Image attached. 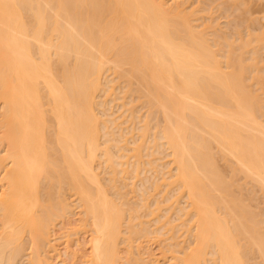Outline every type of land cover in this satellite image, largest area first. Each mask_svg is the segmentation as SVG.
I'll return each mask as SVG.
<instances>
[{
    "label": "bare ground",
    "instance_id": "6f19581e",
    "mask_svg": "<svg viewBox=\"0 0 264 264\" xmlns=\"http://www.w3.org/2000/svg\"><path fill=\"white\" fill-rule=\"evenodd\" d=\"M189 1L0 0V264H264V26Z\"/></svg>",
    "mask_w": 264,
    "mask_h": 264
},
{
    "label": "rangeland",
    "instance_id": "374dc122",
    "mask_svg": "<svg viewBox=\"0 0 264 264\" xmlns=\"http://www.w3.org/2000/svg\"><path fill=\"white\" fill-rule=\"evenodd\" d=\"M191 1H192V2H191ZM222 1H224V0H222ZM222 1H221V2H222ZM250 1H252V2H250ZM259 1H260V0H247L246 3L249 2V3H248L249 5H250V3H251V4L253 3V4L250 5V7H249V9H250V8L252 9V7H253V9H254V10H253V9H252V10H251V9L249 10L250 12H252V13H250V15H251L250 18H252V19H257L258 22H257L256 24H258L259 21H260V23H262V25H261V24H260V25H261V26H264V11H263V10H264V7H263V6H264V0H261L260 2H259ZM189 2L192 3V4H194L193 2H195V0H190ZM197 2H198V0H196V3H197ZM199 2H202V0H199ZM199 2H198V6H203L204 3H205V0H203L204 3H200L201 5H199ZM219 2H220V1H219ZM219 2H218V3H219ZM244 2H245V1H244ZM196 3H195V4H196ZM206 3H207V2H206ZM195 4H194V5H195ZM202 4H203V5H202ZM214 4H215V3H214ZM216 4H217V2H216ZM219 4H220V3H219ZM254 4H255L256 6H255ZM188 5H189V4H188ZM249 5H248V6H249ZM262 5H263V6H262ZM195 6H197V5H195ZM212 6H213V5H212ZM225 6H226V5H225ZM254 6H255L256 8H254ZM261 6H262V7H261ZM259 7H260V8H259ZM227 8H228V7H227ZM227 8H226V10H227ZM216 9H217V8H216ZM216 9H214L213 13L216 11ZM258 9H259V10H258ZM218 10H219V9H218ZM218 10H217V11H218ZM226 10H225V11H226ZM228 10H229V9H228ZM220 11H221V10H220ZM220 11H218V14H215V13L213 14V16H216V17H214V18L218 19L216 23L218 24V26H219V28H220V31H219V32H223V34H224V33H228V34L231 35V34L233 33V32H231V31L234 30V25H235V24L232 25V24H233V20L236 19V18H234V19L232 20L233 17L231 16L232 14H230L229 11H228V13H227V11L225 12V11L222 10V11L224 12V15H223V12H220ZM230 11H231V10H230ZM253 12H254V13H253ZM255 12H256V13H255ZM216 13H217V12H216ZM219 13H220V14H219ZM234 13H235V12H234ZM236 13H237V12H236ZM236 13H235V14H236ZM225 14H226V15H225ZM228 14H229L230 16H229ZM237 14H240V12L237 13ZM220 15H221V16H220ZM237 16L239 17V16H241V15H237ZM218 17H219V18H218ZM229 17H230V18H229ZM234 17H236V15H235ZM238 17H237V18H238ZM253 17H255V18H253ZM241 18H242V17H241ZM231 20H232V22H231ZM238 20H239V19H237V21H238ZM215 21H216V20H215ZM228 21H230L231 23H229ZM237 21H236V22H237ZM234 23H235V22H234ZM241 23H242V22H241ZM227 24H229V25H227ZM237 24H238V23H237ZM225 25H226L227 28L225 27ZM230 25H231V26H230ZM243 25H244V24H242V26H243ZM246 25H248V24H246ZM229 26H230L231 28H230ZM238 26H239V25H238ZM253 26H254V25H253ZM258 26H259V24L256 25L255 27L257 28ZM235 27H236V26H235ZM245 27H246V26H245ZM245 27L243 26L242 28H245ZM228 28H230V30H229ZM224 29H227V30H224ZM231 29H232V30H231ZM235 29H236V28H235ZM224 31H225V32H224ZM227 31H228V32H227ZM229 31H230L231 33H229ZM234 31H235V30H234ZM236 31H237V30H236ZM234 33H236V32H234ZM228 34H226V35H228ZM234 35H235V34H234ZM235 36H236V35H235ZM235 36H231V37H233V39H234ZM229 38H230V37H229ZM230 40H231V39H230ZM117 92H118V91H117ZM117 92H116V93H117ZM100 95H101V94H100ZM101 96H102V95H101ZM113 109H114V110L116 109V110L113 111ZM110 110H112V111L115 113V115H116V113H119V111H117L118 108L115 107V105H114V107H113V105H112V107H111ZM110 110H109V111H110ZM112 111H110V112H108V113H106V114H107V115H110V114L113 113ZM142 112H143V111H142ZM142 112H141V113H142ZM113 115H114V114H113ZM113 115H112V117H114ZM118 115H119V114H118ZM115 117H116V116H115ZM124 117H125V116H124ZM122 119H123V118H122ZM119 120H121V119H119ZM121 121H123V120H121ZM117 122H119V121H117ZM126 125H127V124H126ZM126 125H125V127H126ZM123 127H124V126H123ZM115 132H116V131H115ZM129 136H130V135H127L128 140L130 139ZM127 137H126V138H127ZM129 141H130V140H129ZM131 142H132V141L127 142V143H128V146L130 145L129 143H131ZM122 145H123V144H122ZM130 146H132V145H130ZM130 146H129V147H130ZM114 150H115V151H114ZM112 151L116 152L117 149H113ZM114 152H113V153H114ZM114 154H115V153H114ZM117 154H118V151L116 152V155H117ZM123 154H124V153H123ZM125 154H126V153H125ZM126 155H127V154H126ZM162 156L164 157V155H161V156H159V158H162ZM163 160H164V159H163ZM166 160H167V159H166ZM164 161H165V160H164ZM164 161H163V162H164ZM219 163H220V162H219ZM219 165H221V166L223 167L222 163L219 164ZM163 172H167V170L165 169ZM148 174H149V173H147V174H143L141 177H144V175L147 176ZM151 175L153 176L154 174L151 173L150 176H151ZM155 176L158 177L159 175H155ZM160 176H161V175H160ZM160 176L158 177V179L160 178ZM167 176H168V174H167L165 177H167ZM147 178H149V180L154 181V180H153V179H154V176L152 177L153 179H152V178L150 179V177H148V176H147ZM140 179H141V178H140ZM149 180H148V182H149ZM152 181H150V182H152ZM129 183H130V182H129ZM147 184H148V183H147ZM147 184H145V185H146L145 188L148 186ZM161 184H163V183L160 182L158 186H160ZM137 185L140 186V183H139V184H138V182L136 183V187H137V188H140V187L137 186ZM162 186H163V185H162ZM162 186H160V189H158L159 191L162 190V188H163ZM148 187H149V186H148ZM247 187H248V186H247ZM143 188H144V187H143ZM149 188H150V187H149ZM249 188H251V187H249ZM163 189H164V188H163ZM168 189H169V190H168ZM168 189H166V190L164 189V190L161 191V192H163V193L161 194L162 197H159V194H158L157 197H158L159 201L161 200V198L172 196V194H173L174 192L172 193V192H171L172 189H171V190H170V188H168ZM139 190H141L142 192L145 191L144 189H143L144 191H143L142 189H139ZM139 190L136 189V192L139 191ZM158 190L156 191V193L159 192ZM248 190H249V189H247V191H248ZM256 190H257V189H256ZM256 190H255V191H256ZM149 191H150V190H149ZM165 191H167V192H165ZM168 191H170L171 194H170ZM245 191H246V190H245ZM250 191H251V189H250ZM252 191H253V189H252ZM150 192H151V191H150ZM137 193H138V195L141 194V193L139 194V192H137ZM168 193H169L170 195H168ZM166 194H167L168 196H167ZM174 194H175V193H174ZM138 195H137V196H138ZM161 195H160V196H161ZM258 195H259V193H258ZM258 195H257V199H259V200L261 201V200L263 199V197H262V199H261V198H258ZM260 195H261V194H260ZM260 195H259V196H260ZM163 196H164V197H163ZM155 197H156V195H155ZM155 197H154V198H155ZM154 198L152 197L151 199H153V201H155L157 198H156L155 200H154ZM151 199H150L149 201L153 203V201H152ZM158 199H157V200H158ZM165 199H166V198H165ZM169 199H170V198H169ZM259 200H258V202H260ZM149 201H148V202H149ZM180 201H181V200H180ZM180 201H179V205H181V207H183V204H182V203H183L184 201H183V202H180ZM263 201H264V200H263ZM150 202H149V203H150ZM169 203H170V201H169L167 204H169ZM180 203H181V204H180ZM260 203H262V202H260ZM167 204H166V205H167ZM150 205H151V207H152V204H150ZM177 205H178V204H177ZM261 205H262V204H261ZM262 206H263V205H262ZM262 206H260V207L263 209ZM176 207H177V206H176ZM173 217H174V216H173ZM175 223H176V222H175ZM177 223H178V222H177ZM153 245H155V246H153ZM153 245H152L153 247L151 246L152 253L154 252L153 255L155 254V255L158 257V254H159V256H160V252H159V251H162V250H163V249H161L162 247L159 248V247H157L158 245H157V246H156V244H153ZM157 248H159V249H161V250L158 251ZM163 252H164V251H163ZM155 255H154V256H155ZM165 257L168 258L167 255H166ZM165 257H164V258H165ZM159 258H160V257H159ZM162 258H163V257H161V258L158 260V261L160 262V264L163 263V261H164V258H163V260H161Z\"/></svg>",
    "mask_w": 264,
    "mask_h": 264
}]
</instances>
